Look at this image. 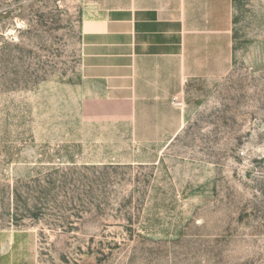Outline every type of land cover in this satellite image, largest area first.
<instances>
[{
    "label": "rangeland",
    "instance_id": "374dc122",
    "mask_svg": "<svg viewBox=\"0 0 264 264\" xmlns=\"http://www.w3.org/2000/svg\"><path fill=\"white\" fill-rule=\"evenodd\" d=\"M213 2L176 125L83 79L89 17ZM0 264H264V0H0Z\"/></svg>",
    "mask_w": 264,
    "mask_h": 264
},
{
    "label": "crops",
    "instance_id": "0c3cea01",
    "mask_svg": "<svg viewBox=\"0 0 264 264\" xmlns=\"http://www.w3.org/2000/svg\"><path fill=\"white\" fill-rule=\"evenodd\" d=\"M217 5H145L89 17L83 23V79L105 101L127 108L133 125H176L177 100L195 76L194 60L219 44L203 28L216 23L224 29V19L215 17Z\"/></svg>",
    "mask_w": 264,
    "mask_h": 264
}]
</instances>
